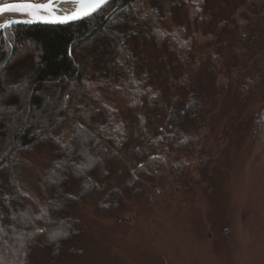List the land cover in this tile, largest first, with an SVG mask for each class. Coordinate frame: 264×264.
Listing matches in <instances>:
<instances>
[{
    "label": "rangeland",
    "instance_id": "1",
    "mask_svg": "<svg viewBox=\"0 0 264 264\" xmlns=\"http://www.w3.org/2000/svg\"><path fill=\"white\" fill-rule=\"evenodd\" d=\"M138 6L146 14L157 1ZM166 8L162 27L168 33L182 28L178 44L170 36L165 43L148 40L128 68L137 71L141 83L135 85L148 100L147 135L164 127L169 110L197 99L186 135L178 137L176 151L159 152L155 176L138 180L135 189L126 185L127 169L138 161L130 166L129 144L120 146L117 158L102 161L112 174L95 180L91 196L70 211L74 232L56 249L32 250L27 264H264V0H168ZM22 48L34 52L31 43ZM122 82L96 89L95 104L82 113L101 122L114 109L110 123L131 126L140 109L125 106ZM27 89L20 105L26 106ZM52 91H45L48 104ZM1 100L8 133L3 152L20 124L37 132L48 108L29 118ZM49 160L46 145L21 156V178L31 195L40 192Z\"/></svg>",
    "mask_w": 264,
    "mask_h": 264
},
{
    "label": "trees",
    "instance_id": "2",
    "mask_svg": "<svg viewBox=\"0 0 264 264\" xmlns=\"http://www.w3.org/2000/svg\"><path fill=\"white\" fill-rule=\"evenodd\" d=\"M143 1L147 0H110L75 22L22 23L0 30V103L6 98L29 118L32 112L48 108L37 132L32 124H20L5 151L0 144V264H27L38 246L56 249L69 238L77 226L70 211L91 196L95 180L112 174L102 161L117 158L120 146L129 144L130 166L138 161L127 169L126 185L135 189L138 180L155 176L162 160L159 152L176 151L178 137L186 135L189 120L199 109L196 98L181 109L169 110L167 123L153 135L142 131L143 104L147 109L148 100H142L144 91L135 85L141 81L128 65L136 66L134 55L140 44L165 43L167 36L179 41L183 36L181 27L171 33L162 27L168 0H155L157 7L146 14L138 6ZM24 42L31 43L34 52L23 53ZM117 80L123 81L116 86L121 87L125 106L140 109L129 127L110 123L114 109L101 122L81 110L95 104L96 89ZM24 87L28 88L26 106L19 103ZM50 89L54 102L48 104L44 95ZM63 126L66 134L60 131ZM7 137L5 122L0 120V143ZM136 141L145 147L136 148ZM43 145L50 160L39 182L40 192L31 195L21 178L20 159Z\"/></svg>",
    "mask_w": 264,
    "mask_h": 264
},
{
    "label": "snow or ice",
    "instance_id": "3",
    "mask_svg": "<svg viewBox=\"0 0 264 264\" xmlns=\"http://www.w3.org/2000/svg\"><path fill=\"white\" fill-rule=\"evenodd\" d=\"M107 3L108 0H80L79 7H77L74 12L70 15L60 17L55 15L53 0H48L47 3L42 4L32 3L30 0H22V2L0 4V14L21 13L40 20H48L51 16L53 20H59V22L64 23L67 20H75L84 16H89ZM41 11H44L49 15H39ZM6 26V24H0V28Z\"/></svg>",
    "mask_w": 264,
    "mask_h": 264
},
{
    "label": "water",
    "instance_id": "4",
    "mask_svg": "<svg viewBox=\"0 0 264 264\" xmlns=\"http://www.w3.org/2000/svg\"><path fill=\"white\" fill-rule=\"evenodd\" d=\"M62 1H67V0H53V7H54V10H63L60 8V3ZM68 1H73L75 2L77 5H75V7L71 10V12L69 13H64L63 15H58L55 13L56 16H60V17H63V16H66V15H70L72 12H74L77 7H79V2L80 0H68ZM110 0H108L109 2ZM16 2H22V0H14V1H7V2H4V3H16ZM30 2L32 3H37V4H42V3H47L48 0H30ZM3 4V3H2ZM103 7V6H102ZM101 7V8H102ZM99 10V9H98ZM97 10V11H98ZM96 12V11H95ZM93 12V13H95ZM92 13V14H93ZM91 14V15H92ZM39 15H42V16H47L49 15L48 13L44 12V11H41L39 13ZM2 16H6V19L4 22L0 23V24H6L7 26L9 25H14V24H19V23H24V24H47V25H57V24H64V23H70V22H75V21H78V20H81L83 18H86L88 16H84V17H81L79 19H75V20H67L66 22L64 23H61L59 22V20H53L51 18V16L49 17L48 20H40V19H34L32 18L31 16L27 15V14H21V13H4V14H0V18ZM90 16V15H89ZM8 19V20H7ZM5 27H2L0 28L3 29Z\"/></svg>",
    "mask_w": 264,
    "mask_h": 264
},
{
    "label": "bare ground",
    "instance_id": "5",
    "mask_svg": "<svg viewBox=\"0 0 264 264\" xmlns=\"http://www.w3.org/2000/svg\"><path fill=\"white\" fill-rule=\"evenodd\" d=\"M1 3V0H0ZM60 8L63 10H56L55 13L58 15H63L64 13H69L71 12V10L75 7V5H77L75 2L73 1H62L60 4ZM6 19V16H2L0 19ZM8 20V19H7Z\"/></svg>",
    "mask_w": 264,
    "mask_h": 264
}]
</instances>
